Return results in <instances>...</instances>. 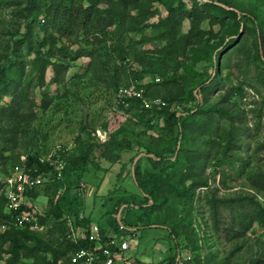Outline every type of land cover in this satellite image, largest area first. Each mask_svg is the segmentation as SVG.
I'll list each match as a JSON object with an SVG mask.
<instances>
[{"label":"rangeland","instance_id":"374dc122","mask_svg":"<svg viewBox=\"0 0 264 264\" xmlns=\"http://www.w3.org/2000/svg\"><path fill=\"white\" fill-rule=\"evenodd\" d=\"M183 1L191 6L194 0ZM213 1L224 5V0ZM226 1L239 17L264 11V0ZM25 4V0H0V60L9 51L23 70L26 104L36 118L26 132L19 131L18 145L10 144L4 153L7 165L2 164L0 169L11 172L29 151L45 157L56 150L68 159L61 177L48 176L37 189L40 196L34 202L46 218L34 232L50 246L56 245L64 220L67 218V222L76 213L112 230L118 223L112 209L127 199L132 206L119 205L118 212L122 210L121 230L133 245L128 251L133 258L138 256L148 264H172L168 259L162 261L168 256L163 251L170 239L166 229L139 228L159 220L176 230L178 246L174 243L173 254L186 257L180 260L178 256L182 264H254L258 259L256 264H264V225L255 222L238 234L227 232L232 212L221 207L220 230L215 232L206 198L214 194L223 198L250 194L264 205V40L248 37L225 66L219 53L221 83L211 91L205 90L214 78L210 49L217 46L216 52L229 51L238 41H232L229 21L223 26L204 20L197 32V27H192L196 33L193 41L179 51L172 47V37L163 26L167 8L159 0H137L125 27L138 52L136 56L132 51L125 57L127 63L112 61L110 66L80 57L69 61L59 74L48 65L42 77L37 67L39 43L23 40L30 23L34 32L42 35L43 18L47 21V17L40 11L32 21ZM189 30L190 19L185 17L178 26V36ZM41 49L46 51L47 46ZM124 83L134 84L147 98H160L165 103L153 104L151 110L132 102L122 103L117 99V89ZM191 92L197 94L196 99L191 98ZM10 99V91L5 92L0 104ZM212 105L225 109L227 115L207 112ZM187 110L192 115L185 118V126L193 137L182 167L174 173L180 185L201 178L208 180L209 187L197 189L192 203L171 195L161 209L140 210L145 195L133 180L135 165L148 171L164 166L147 158L154 156L147 150L158 151L169 141L168 113L186 116ZM2 198L0 191V209ZM152 202L150 199L148 204ZM55 203L65 212L56 215ZM9 245L8 240L0 243V264H6L11 256ZM145 247L148 254L144 256ZM22 262L30 264L29 260ZM57 264L68 262L61 258Z\"/></svg>","mask_w":264,"mask_h":264},{"label":"trees","instance_id":"16d2710c","mask_svg":"<svg viewBox=\"0 0 264 264\" xmlns=\"http://www.w3.org/2000/svg\"><path fill=\"white\" fill-rule=\"evenodd\" d=\"M137 0H25V11L27 16L32 17V21L36 18L40 11L45 14L43 18L42 35L36 34L29 24L28 32L25 33L23 43L33 42V39L39 43L36 49L38 55L37 67H40L42 77L45 68L50 65L54 74H59L61 70L66 68L68 62L76 61L80 57H88L96 65L101 62L105 66H110L112 61H123L127 63L125 57L127 53L133 51L136 56L138 54L136 47L126 34L127 18L130 16V10ZM167 8V16L162 20L164 28L172 37V47L180 51L188 47L193 41V28L209 19L214 23H220L223 26L229 21L228 30L234 35L232 41L236 44L230 47V50L215 51L210 49L209 57L213 64L214 75L213 80L205 85V90L211 91L215 86L221 83L220 75V58L225 60L222 65H226L231 56L238 52L244 46V43L250 36H254L256 41L264 40V11L256 13H245V17H239L238 12L231 8V4L224 0V5L218 4L213 0L198 2L194 0L191 6H188L183 0H159ZM261 1V0H260ZM188 17L191 23V30L180 36L177 32L178 26ZM227 19V20H225ZM46 22V23H45ZM45 23V24H44ZM36 34V36H35ZM198 35V34H197ZM199 36H197L198 38ZM28 43V44H29ZM222 43V42H220ZM220 45V44H219ZM257 46V43L255 44ZM31 46V45H30ZM47 46V50L41 48ZM228 49V48H227ZM112 53V54H111ZM195 54L198 52L195 51ZM257 56V54H256ZM11 70V73L8 72ZM23 70L16 65V60L8 51L3 54L0 60V98L3 93L9 92L11 99L9 102L0 104V138L3 143L0 144V166L7 165V154L5 151L10 149V144L17 146V134L19 131L26 132L28 126L36 118V113L32 112L26 104L27 93L26 87L22 85ZM135 77V75H134ZM139 78V74L136 76ZM56 81L55 78H53ZM129 84V83H124ZM117 88V87H116ZM115 88V89H116ZM200 92V90H199ZM147 94V91L146 93ZM144 95V93H143ZM145 96V95H144ZM197 94L191 92V98L196 99ZM134 104H139L144 109L151 110L149 106H145L139 98L133 97L129 100ZM198 107L197 104L195 108ZM217 111L221 115H227L225 109H219L216 106H210L206 111ZM166 117V125L171 136L166 146L158 151L148 149V152L154 153V156H147L156 163L164 166L156 171H148L142 169L138 164L135 165L133 180L136 187L145 195L140 206V210L153 211L161 209L167 205L168 197L171 195L183 199L186 203H192L196 196V191L200 187H209L207 179L193 178L189 185L182 182L178 183L179 178L175 176L179 168L182 167L181 161L186 155V150L192 141L193 134L189 133L185 126V118L192 115L187 110V115H177L176 112H169ZM211 115V114H210ZM176 134L174 135V132ZM13 135V138L11 137ZM230 138V136H229ZM230 140V139H229ZM41 154L39 152L29 151L26 158V165L33 174L43 173L44 175L54 177L55 173L52 168L40 162ZM68 160L65 158V162ZM66 164V163H65ZM172 168V169H170ZM66 166L64 168V173ZM6 169H0V173H9ZM262 183H264V175H261ZM259 184V183H258ZM44 184L36 186L28 191L30 198L36 201L39 198L38 190ZM262 185V184H261ZM4 204L0 209V224L8 222L10 215L5 212V196L2 192ZM212 211L213 229L219 232L220 224V208L226 207L232 212L231 219L228 221L225 230L234 234L240 233L241 229L249 228L253 223L257 222L264 225V205L253 195H237L232 198L217 197L215 194L206 197ZM152 199V204H148ZM59 203V202H58ZM54 204L56 215L63 213V208L59 204ZM132 206L130 200H121L118 206L112 209L113 214H117L119 205ZM39 222L42 225L46 215L39 210ZM65 212V211H64ZM79 213L72 216V219L78 220ZM67 219V218H66ZM64 220L60 233V242L50 246L36 232L29 227L15 228L10 226L8 229L0 233V243L8 240L9 248L7 252L11 255L6 264L22 263V259L29 260L30 264H57L62 258H66L68 264H76L70 260V252L80 246H87V241L74 242L67 239L65 231L67 222ZM85 223L90 221L89 218L83 220ZM121 224L118 222L114 228L121 231ZM147 227H164L167 229L173 242L177 248L176 230L173 226L165 225L159 220L149 222L140 228ZM173 249L163 261L169 260L172 264H182L180 260H185L183 254H173ZM180 260H179V258ZM190 258V257H189ZM168 259V260H167ZM188 259V257H187ZM259 262V259L254 264Z\"/></svg>","mask_w":264,"mask_h":264},{"label":"built area","instance_id":"2783aa9c","mask_svg":"<svg viewBox=\"0 0 264 264\" xmlns=\"http://www.w3.org/2000/svg\"><path fill=\"white\" fill-rule=\"evenodd\" d=\"M139 98L145 106L164 104L160 98L152 99L143 95V90L134 84L120 85L117 89V99L129 103L130 99ZM40 162L49 165L56 177H61L65 165L64 155L54 150L48 156L40 157ZM48 176L43 173L33 174L26 165L24 157L21 164H16L9 173H0V191L5 196V212L10 215L8 222L0 224V233L10 226L15 228L29 227L39 230V210L30 198L28 191L46 182ZM84 214H79L78 220L68 219L65 236L74 242L87 241V246H80L70 252V260L76 264H134L128 251L131 243L116 228L112 230L95 221L84 222Z\"/></svg>","mask_w":264,"mask_h":264},{"label":"crops","instance_id":"0c3cea01","mask_svg":"<svg viewBox=\"0 0 264 264\" xmlns=\"http://www.w3.org/2000/svg\"><path fill=\"white\" fill-rule=\"evenodd\" d=\"M122 212V210H119V212L117 213V215L119 214L120 215V213ZM84 216L87 218V216L84 214ZM121 219V218H120ZM91 220V219H90ZM140 228V227H139ZM164 228V227H163ZM166 229V228H165ZM166 231H167V229H166ZM121 232H122V230H121ZM167 233H168V231H167ZM167 236H169L170 237V239H168L169 241H168V245L166 244L165 246V248H166V250H163L164 252H165V254H169V252H171V250L173 249V242H172V239H171V236L169 235V233L167 234ZM133 246V245H132ZM132 246H131V248L130 249H132ZM159 249H160V247H158ZM144 251V256L146 255V254H148V252H147V248L145 247V249H143ZM131 259L133 260V263L134 264H148L146 261H144V260H142V259H140L138 256H137V259L136 258H133V257H131ZM165 259V258H164ZM163 259V260H164ZM162 260V261H163ZM161 264H162V262H161Z\"/></svg>","mask_w":264,"mask_h":264},{"label":"water","instance_id":"95a60500","mask_svg":"<svg viewBox=\"0 0 264 264\" xmlns=\"http://www.w3.org/2000/svg\"><path fill=\"white\" fill-rule=\"evenodd\" d=\"M117 220L121 224V219H120V215L119 214L117 215Z\"/></svg>","mask_w":264,"mask_h":264}]
</instances>
